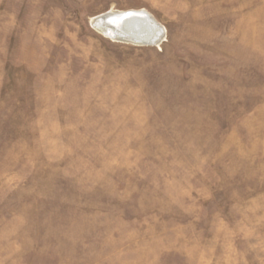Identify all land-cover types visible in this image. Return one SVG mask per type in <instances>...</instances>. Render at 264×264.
<instances>
[{
	"label": "rangeland",
	"instance_id": "rangeland-1",
	"mask_svg": "<svg viewBox=\"0 0 264 264\" xmlns=\"http://www.w3.org/2000/svg\"><path fill=\"white\" fill-rule=\"evenodd\" d=\"M0 264H264V0H0Z\"/></svg>",
	"mask_w": 264,
	"mask_h": 264
},
{
	"label": "water",
	"instance_id": "water-1",
	"mask_svg": "<svg viewBox=\"0 0 264 264\" xmlns=\"http://www.w3.org/2000/svg\"><path fill=\"white\" fill-rule=\"evenodd\" d=\"M124 15L123 18H120ZM97 21L92 24L93 27L102 29L110 33L114 32L116 41L133 43L137 45L157 46L161 43L164 36V29L159 22L155 21L152 15L143 14L142 12H126L113 13L112 11L99 15ZM112 18H117L111 21ZM115 22H121L119 28L116 27ZM152 28V30L148 29ZM161 28V34L156 33L155 29ZM149 30V31H148ZM155 32V33H154Z\"/></svg>",
	"mask_w": 264,
	"mask_h": 264
},
{
	"label": "bare ground",
	"instance_id": "bare-ground-1",
	"mask_svg": "<svg viewBox=\"0 0 264 264\" xmlns=\"http://www.w3.org/2000/svg\"><path fill=\"white\" fill-rule=\"evenodd\" d=\"M137 11H139V12H142L143 14H147V15H152V14H150L148 11H146L145 9H132V10H128V11H118V10H112V12L113 13H118V12H120V13H126V12H137ZM124 15L125 14H123V16L122 17H120V18H123L124 17ZM100 16H97L95 19H93V23L92 24H94L96 21H97V19L99 18ZM152 17H154L153 15H152ZM117 18H112L111 19V21H115ZM155 21L156 22H158L156 19H155ZM115 24H116V27L117 28H119L121 25V22H119V23H117V22H115ZM160 25H161V23H160ZM161 27L164 29V27H163V25H161ZM98 32H100L101 34H103V35H105L106 37H109V38H111L112 40H115V39H113V38H115L114 37V32L111 30H109V34L107 33V32H105V31H103L102 29H98V28H96V27H94ZM149 30L151 29L152 30V28H148ZM155 29V28H154ZM148 30V31H149ZM155 31H156V33H160L161 34V28H158V29H155ZM155 33V32H154Z\"/></svg>",
	"mask_w": 264,
	"mask_h": 264
}]
</instances>
